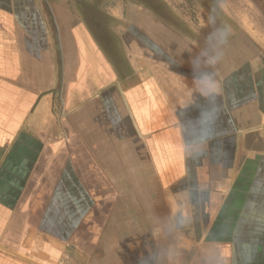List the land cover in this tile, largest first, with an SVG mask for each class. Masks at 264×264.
<instances>
[{"label":"crops","instance_id":"1","mask_svg":"<svg viewBox=\"0 0 264 264\" xmlns=\"http://www.w3.org/2000/svg\"><path fill=\"white\" fill-rule=\"evenodd\" d=\"M72 1L53 0L60 44L47 86L32 46L46 13L0 0V264H62L67 253L75 264H264V22L243 27L244 57L238 32L216 19L168 25L175 41L138 43V54L122 0L102 11L113 43L60 5ZM194 64L216 73L218 95L189 94ZM59 70L69 85L55 112ZM84 223L93 233L82 240Z\"/></svg>","mask_w":264,"mask_h":264},{"label":"rangeland","instance_id":"2","mask_svg":"<svg viewBox=\"0 0 264 264\" xmlns=\"http://www.w3.org/2000/svg\"><path fill=\"white\" fill-rule=\"evenodd\" d=\"M165 3L168 6L165 5ZM57 4L58 2H53V0H46L43 2H36L34 0H31L29 5V11L33 14L36 13L37 15V12L38 14H43L45 12L47 20L50 23V26H48V23H46L44 26L40 25V27L34 28V31L38 35V38L36 42H32V46L38 48V51L44 52V55L46 57V72L50 75V80L46 83L47 86L53 84L54 75L53 66L49 61V58H51L52 55L54 57L55 48L60 44L59 33L57 32V28L54 24V12L57 9ZM113 4L117 3H113L112 0H76L72 1V3L63 2L60 5L63 6V8L68 9L70 7L72 10H74L73 14L76 13L79 22H81L80 17L83 9H88V11L92 12L101 11L102 9H107ZM120 4L123 6V9L125 11V15L123 17L124 22H122V25L126 29V33L123 35L124 40L128 46H131L133 48L132 52H136L138 54H142L146 51L143 49L139 51V48L137 46L138 43H141L143 47V44L156 42V39H158V37L163 38L164 41H175L176 39L174 38V36L172 38V35L169 33L171 31L167 29L168 25L185 27L190 25L191 22V24L193 25L205 26L214 24V21L216 19L217 25H221L223 27L230 26L234 29V31L238 32V34L234 33L231 37L237 36L239 40V45L237 48L240 49L239 51L244 57L245 52H247L245 44L249 45L248 42H252V40L248 35L242 32L243 29L247 26L254 24L260 25L262 21L264 22L261 13L264 5L261 0H147L148 7L151 11L153 10V12H156L158 14L159 19L152 15L149 8L142 7L141 4L143 3L138 0H122ZM171 8H174L175 10H171ZM252 13H254V15H252ZM32 29L33 26L29 27V32ZM254 37L255 40L253 41V53L254 55H257L261 52V35L260 37H257V35H255ZM247 54L251 55V52L249 53L248 50ZM57 56L58 59L60 58V64L63 70L64 48H62V50L60 48V52H57ZM33 68L34 65L31 64L30 69ZM55 73H58L59 75L55 84L57 96L54 103V110L55 112H57L61 107L60 110L62 112L64 111V99H66L65 96L68 92H66V90L69 83H63L60 70L59 72L55 71ZM61 115L62 113L58 116ZM99 197H101V195H99ZM109 203L110 201H106L101 204H104L106 208H108ZM104 211L107 212V210ZM94 229H96L94 233H97L99 239L101 238L102 233L107 231H102L101 226H98L97 228L94 227ZM92 231L93 230L91 229L88 230L86 224L84 223L79 228L77 234L79 237H81L82 240H85V237L89 236L88 234L93 233ZM144 244L145 242H143V245ZM114 245H117V243L110 241V246L112 247V249L114 248ZM113 250L117 252V246H115V249ZM141 250L144 255L145 251L143 250V248ZM97 253L99 255L101 254V248H98ZM62 256V264H75L74 260L70 259V254H63ZM113 259L114 258H111V260ZM94 264H101V261L98 259Z\"/></svg>","mask_w":264,"mask_h":264},{"label":"clouds","instance_id":"3","mask_svg":"<svg viewBox=\"0 0 264 264\" xmlns=\"http://www.w3.org/2000/svg\"><path fill=\"white\" fill-rule=\"evenodd\" d=\"M229 28L217 29V31L214 33V37L219 44L227 43L231 35ZM219 58H220L219 55L213 56L207 61V64L215 65ZM193 71H194V78H193L192 86L189 89V94H191L192 92H198L199 94L205 97H209V96L218 95L222 91L221 84L216 79L215 72L203 70L199 68L198 65L195 64ZM186 222H187L186 219L184 217H181L179 223L186 224ZM170 256L172 257L176 256L175 250L170 251Z\"/></svg>","mask_w":264,"mask_h":264},{"label":"flooded vegetation","instance_id":"4","mask_svg":"<svg viewBox=\"0 0 264 264\" xmlns=\"http://www.w3.org/2000/svg\"><path fill=\"white\" fill-rule=\"evenodd\" d=\"M138 1L143 3V4H141V6L143 5L147 8H149L147 5V0H142V1L138 0ZM103 10L104 9H102L101 11H93L92 12V11H88V9H83V12L81 13L80 21L81 22L86 21L88 23V25L95 27V28H93L95 38H97L101 41V38L103 37L106 42L112 41L111 43H113V40L115 42V39H114L115 35H112L111 33H109V34L102 33L101 30L99 29L102 26V24L108 25V26H113L115 24V23L113 24L112 20L109 19L108 17L102 16ZM109 40H111V41H109Z\"/></svg>","mask_w":264,"mask_h":264}]
</instances>
